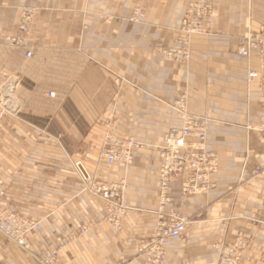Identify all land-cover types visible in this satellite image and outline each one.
<instances>
[{"label": "crops", "instance_id": "obj_1", "mask_svg": "<svg viewBox=\"0 0 264 264\" xmlns=\"http://www.w3.org/2000/svg\"><path fill=\"white\" fill-rule=\"evenodd\" d=\"M189 1L0 0L1 207L41 224L28 249L0 233V264H42L52 249L57 264H146L144 249L172 208L186 234L168 241L162 264H216L220 247L239 237L247 244L241 264H264V178L239 181L245 164L264 161V84L248 79L260 54L240 55L248 36H264V0H214L208 33L191 40V61L166 62L161 49L179 37ZM136 5L147 11L142 24L127 20ZM26 7L34 9L30 47L5 45ZM8 79L13 97L2 104ZM181 95L219 164L204 193L183 197L174 182V202L162 211L159 147L185 124L173 106ZM110 135L142 145L129 164H108ZM78 162L99 182L127 181L120 231L105 220V203L83 192Z\"/></svg>", "mask_w": 264, "mask_h": 264}, {"label": "built area", "instance_id": "obj_2", "mask_svg": "<svg viewBox=\"0 0 264 264\" xmlns=\"http://www.w3.org/2000/svg\"><path fill=\"white\" fill-rule=\"evenodd\" d=\"M211 0H195L188 7L186 18L181 28L183 36L180 37L169 49L165 50L164 59L178 65H187L191 60V38L207 33L209 23L213 18ZM135 17L139 22L145 20V14L135 11ZM34 19V10L27 8L23 11L22 21L19 25V34L8 37L10 44L25 45L27 36L31 31ZM251 51H257L260 54L259 71H249V82L261 79L264 84V36L251 35L247 38L245 47L240 51V55L248 57ZM27 57H32V52L27 53ZM54 97V94H50ZM173 106L180 111L185 119L184 126L178 130L173 129L163 138L165 146L161 152L162 165L159 170L160 177V197L163 199L161 206L172 205V184L178 180L181 183V195L183 197L198 195L208 191L211 188L210 174L218 166V156L214 152L206 149V136L203 131V123L195 121L187 114L188 97L181 95L178 97ZM260 130L264 133V124L260 125ZM253 129H258L254 127ZM123 145V150L110 151L107 153V162L109 165L122 162L129 164L132 160L133 139ZM134 143V144H133ZM137 146V145H136ZM76 173L80 176L83 184V192L92 195L105 203L106 217L105 220L116 230L120 229L123 224V217L126 213L123 204V196L126 188V181L121 183L108 184L99 182L91 178L92 176L80 162L75 164ZM186 174L190 176L184 178ZM263 177L264 178V161L251 169L245 164L239 175L240 182ZM7 194V187L0 177V232L10 241L17 244L22 249H27V238L34 231H41L40 222L31 221L23 218L15 212L3 209ZM170 225L167 229L161 231L156 237L154 246L145 251L148 264H157L163 259L166 253L168 240H182L186 234V219L176 215L174 209H170ZM85 229H80L84 232ZM246 247L244 238H238L234 243L229 245L222 252L223 256H239ZM58 253L56 249L46 251L41 258L42 264H57ZM236 264L235 260H228ZM221 264H226L222 261Z\"/></svg>", "mask_w": 264, "mask_h": 264}, {"label": "rangeland", "instance_id": "obj_3", "mask_svg": "<svg viewBox=\"0 0 264 264\" xmlns=\"http://www.w3.org/2000/svg\"><path fill=\"white\" fill-rule=\"evenodd\" d=\"M193 1H195V0H190L189 1V3L187 4V9H186V15H187V11H188V7H189V5L191 4V2H193ZM212 1V11H213V18L211 19V21H210V23H209V26H211V24H212V21H213V19H214V9H215V1L214 0H211ZM27 8H30V7H26V8H24L23 9V11L25 10V9H27ZM31 9H33V8H31ZM140 10V11H142V12H144V14H145V20L143 21V22H139L138 21V19L135 17V11L136 10ZM34 10V9H33ZM23 11H22V14H23ZM147 11L144 9V7L142 6V5H136V6H134L131 10H130V12H129V15H128V17H127V20H128V22L129 23H131V24H142V23H144L146 20H147V13H146ZM22 14H21V21H22ZM186 15H185V17H184V19H183V21H182V24H181V27H180V29H179V33H180V35H179V37L173 42V44L180 38V37H182L183 36V33H182V30H181V28H182V26H183V22H184V20H185V18H186ZM130 18V19H129ZM21 21H20V23H21ZM20 25V24H19ZM209 28V27H208ZM208 28H207V33H208ZM19 34V27H18V33H17V35ZM206 34V33H205ZM205 34H203V35H205ZM16 35V36H17ZM29 36H30V33H29V35L27 36V38H26V41H25V45H16V44H10L8 41H7V39H8V37H7V39H6V43H5V45H9V46H12V47H21V48H29L30 46H29V44L27 43L28 42V39H29ZM9 37H11V36H9ZM249 37V36H248ZM193 38V37H192ZM192 38H191V40H192ZM172 44V45H173ZM171 45V46H172ZM170 46V47H171ZM170 47H167V48H162L161 49V52H160V55H161V57H162V59L163 60H165L166 62H169V61H167L166 59H164V55H163V53H164V51L165 50H167V49H169ZM29 51H31L30 49L26 52V58H28L27 57V53L29 52ZM191 51H192V49H191ZM191 56H192V54H191ZM191 61V60H190ZM170 63H172V62H170ZM175 64V63H174ZM14 82H12V80H10V79H8L7 81H5V84H4V87H3V97H2V104H3V101H4V99H7L8 97L9 98H12L13 97V92H14ZM50 94H52V93H49V96H50ZM173 103H174V101H173ZM1 104V105H2ZM1 108H3V105L1 106ZM0 108V117H2L3 115H4V112H5V110L3 111V109H1ZM178 112H179V114L180 115H182L181 113H180V111L178 110ZM195 120V119H194ZM195 121H197V120H195ZM181 129V128H180ZM180 129H178V130H180ZM173 130V129H172ZM171 131V130H170ZM167 135V134H166ZM165 135V136H166ZM164 136V137H165ZM163 137V138H164ZM130 139H133L134 140V142L136 143V144H134L133 145V147H132V153L131 154H133V152L136 150V149H138V148H140V146H142V145H140V143H138L134 138H132V137H130V138H113V136L112 135H110V136H108V138L106 139V141H105V144H106V148H105V151H104V155H105V157L107 156V153L108 152H110V151H115V150H119V152H121L122 150H123V145H125V144H127V143H129L128 141L130 140ZM137 145V146H136ZM165 146V144H164V142H163V139H162V142H161V145H160V147H159V150H160V152H162V149H163V147ZM132 156V155H131ZM107 159V158H106ZM161 168V167H160ZM1 177V176H0ZM2 178V177H1ZM158 179H160V177H159V175H158ZM4 181V180H3ZM124 180H122L121 182H123ZM126 181V180H125ZM120 182V183H121ZM5 183V182H4ZM159 183H160V180H159ZM108 184H110V183H108ZM112 184H115V183H112ZM126 187H127V181H126ZM125 190H126V188H125ZM124 193H125V191H124ZM162 198L160 197V187H159V201H160V207L162 208V211H163V209L165 208L164 206H161V204H162ZM125 208L127 209L126 210V213L128 212V207H126L125 206ZM174 209V208H173ZM165 210V209H164ZM174 211H175V209H174ZM126 213L124 214V217H123V221H124V219H125V215H126ZM175 213H176V215L178 214L177 213V211H175ZM178 216H179V214H178ZM169 220H170V217L168 218V221H166L165 223H162V224H160V225H158V227H157V230H156V236H155V239H154V241H153V243H151L148 247H146L144 250L146 251V250H149V249H151L154 245V242L156 241V237H157V235H159L160 233H161V231H163L164 229H167V227L170 225V222H169ZM110 225V224H109ZM122 226H123V224H122ZM122 226L120 227V229H115L112 225H111V227L115 230V231H120L121 229H122ZM240 238V237H239ZM242 238V237H241ZM169 241V240H168ZM229 245H231V244H223L221 247H220V254H219V258H218V260H217V262H216V264H221L222 263V261L224 260V262L226 261V264H232V262H229L228 260H235L236 261V264H241V260H242V257H243V252H244V250L246 249V247L242 250V252H241V255H239V256H229V257H226V256H223L222 255V252H224V250L225 249H227V247L229 246ZM246 246H247V244H246ZM167 247H168V245H167ZM167 250V249H166ZM49 251V250H48ZM57 251V250H56ZM58 253V252H57ZM145 253V252H144ZM167 253V252H166ZM166 253H165V256H164V258L163 259H160L159 260V262L157 263V264H162L163 262H164V260H165V257H166ZM145 263L146 264H148V259H147V256L145 255Z\"/></svg>", "mask_w": 264, "mask_h": 264}, {"label": "bare ground", "instance_id": "obj_4", "mask_svg": "<svg viewBox=\"0 0 264 264\" xmlns=\"http://www.w3.org/2000/svg\"><path fill=\"white\" fill-rule=\"evenodd\" d=\"M144 13V12H143ZM130 19V18H129ZM198 121V120H197ZM201 122V121H200ZM203 131H204V133H205V136H206V144H205V147H206V149L208 150V148H207V134H206V129H205V125H204V123H203ZM208 151H210V150H208ZM210 152H213V151H210ZM215 153V152H214ZM218 164H219V159H218V162H217ZM1 233V232H0ZM2 234V233H1ZM3 235V234H2ZM4 236V235H3ZM5 237V236H4ZM10 241V240H9ZM12 242V241H11ZM27 242H28V238H27ZM13 243V242H12ZM15 244V243H14ZM17 245V244H16ZM18 246V245H17ZM28 246H29V243H28ZM19 247V246H18ZM27 249H28V247H27Z\"/></svg>", "mask_w": 264, "mask_h": 264}]
</instances>
